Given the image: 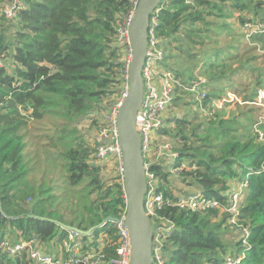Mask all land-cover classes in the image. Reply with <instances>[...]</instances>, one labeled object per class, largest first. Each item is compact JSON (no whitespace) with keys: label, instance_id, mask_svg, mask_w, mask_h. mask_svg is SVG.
Listing matches in <instances>:
<instances>
[{"label":"trees","instance_id":"16d2710c","mask_svg":"<svg viewBox=\"0 0 264 264\" xmlns=\"http://www.w3.org/2000/svg\"><path fill=\"white\" fill-rule=\"evenodd\" d=\"M23 2L15 18L0 15V239L37 236L46 245L67 237L64 226L96 227L90 239L81 236V251L101 250L113 259L117 222L100 224L109 216L121 220L127 197L119 178L107 176L95 157L96 134L84 130L88 122L97 126L120 98L116 35L132 0ZM153 16L163 68L176 79L170 108L186 110L159 130L172 143L180 171L149 166L164 199L151 216L159 264H224L228 257L264 264V122L255 109L228 119L204 115L228 93L246 104L264 89V0H161ZM199 58L204 82L194 74ZM243 180L248 186L231 223L223 207L232 185ZM179 186L193 189L184 197L202 191L222 208H180L172 202ZM164 218L174 228L158 236ZM232 228L240 239L230 243L225 235ZM153 256L157 264L154 249ZM0 264L34 263L26 252H0Z\"/></svg>","mask_w":264,"mask_h":264},{"label":"built area","instance_id":"2783aa9c","mask_svg":"<svg viewBox=\"0 0 264 264\" xmlns=\"http://www.w3.org/2000/svg\"><path fill=\"white\" fill-rule=\"evenodd\" d=\"M138 1L139 0H132L131 9L121 17L116 35V43L122 53L123 62L122 74L124 84L120 98L110 105L104 117L105 119L99 121L96 126V138L98 144L96 146L95 157L103 163H113L115 175L122 182L123 187L125 184V169L123 165L124 153L119 138L117 116L129 89V67L133 57L130 25ZM23 7V0H11L4 3H1L0 0V15L13 19ZM156 25L157 20L156 17L153 16L151 18V26L149 30L148 50L142 71L144 79L143 102L136 117V127L141 135V148L147 170L148 192L146 195L145 207L150 217L156 214L155 206L160 207L164 204V199L162 195H157L155 192L157 179L154 173L149 171V166L153 163L162 164L169 167L173 174H177L181 169L175 167L177 154L174 151L172 143L167 141L165 143L155 142V146H152L151 132L154 130L159 132V130L165 126V112L172 105L177 96L176 79L172 72L163 68L162 62L165 59V54L163 49L159 47L160 41L157 38L155 30ZM257 97H264V89L259 90ZM212 107H219V104H215L214 102ZM212 107L208 110H204L206 115H210L209 111L212 110ZM159 136L166 140L165 135L160 133ZM239 184L242 198L244 189L248 186V182L243 180ZM234 192L233 189L230 190L228 194L229 203L226 207H223V211L228 212L229 221L231 223L237 222V217L240 213V205L243 201L241 199L239 202V194ZM172 202L180 208L200 212L210 208H222L220 200L212 198L202 191H198L194 195L188 197H179ZM124 215L122 219L116 223V227L120 231V245L117 248V256L110 260L105 259V254L101 250L81 251V234L73 230H69L67 237L61 240L63 254L61 256L56 255L51 250L45 248L37 236L28 240L20 239L18 241H14L8 237L0 239V252L7 253L11 256L26 252L28 258L31 259L34 264H129L131 243L128 230L123 225ZM163 220L165 221V224H161L162 227L159 229L158 236H161L163 232L164 234L169 233L174 228L173 222L165 218ZM245 232H248V230L245 229ZM154 250L157 264H159L161 259L158 247L154 248ZM238 261H240V259L236 261L233 257H228L224 264H236Z\"/></svg>","mask_w":264,"mask_h":264},{"label":"water","instance_id":"95a60500","mask_svg":"<svg viewBox=\"0 0 264 264\" xmlns=\"http://www.w3.org/2000/svg\"><path fill=\"white\" fill-rule=\"evenodd\" d=\"M160 3L161 0L138 1L130 25L133 57L129 67V89L117 116L119 138L124 153V187L127 197V209L123 225L128 230L131 243L129 264H154V225L145 207L148 180L145 158L141 148L142 139L136 127V117L144 96L142 71L148 50L151 18ZM119 221L118 218L109 216L104 219L100 226ZM64 227L85 236L90 235L96 228L92 227L86 231L73 226Z\"/></svg>","mask_w":264,"mask_h":264},{"label":"rangeland","instance_id":"374dc122","mask_svg":"<svg viewBox=\"0 0 264 264\" xmlns=\"http://www.w3.org/2000/svg\"><path fill=\"white\" fill-rule=\"evenodd\" d=\"M263 23H259L255 26H253V28H248L246 31H249V29H251L252 31H256L259 27L262 26ZM264 53V52H262ZM207 56V55H206ZM201 58L199 59H196L194 62L196 66V68L194 69V74L196 76V79H199L201 78L204 81H207V77H203V76H200L202 74V72L204 71V66L202 64V61H200ZM215 104H219V107H212V110L209 111V114L210 115H215L216 113H218L221 117L225 118V119H228V118H231V117H234V116H237V115H241L242 112H246V111H249V110H252V109H255L254 111V116L257 118L259 115H264V97L263 98H256L255 102H251V103H246L242 100L241 97L239 96H236L235 94L233 93H228L226 95V97L224 98H221V99H218L215 101ZM246 106V107H245ZM262 107V109L260 108ZM196 105H193L191 107V109L189 108V110L191 111H194L196 109ZM186 110L185 109H171L170 107L168 108V110H166L165 112V117L168 118L170 115H174V114H184ZM107 113V112H106ZM105 114H102V116L100 117V120L99 121H102L104 120L105 118ZM194 113V112H193ZM204 113V112H203ZM204 115H206V113H204ZM259 116V119H258V123H262L264 122V116H262L260 118ZM85 132H88L91 133V135H95L96 134V126L94 128H91V126L89 125V122L86 123L85 125ZM159 132L157 131H152L151 132V140H152V143H153V147L155 146V142H162V143H165L166 141L171 143L170 140L168 138H166V140H164L163 138H161L159 136ZM38 155H41L40 152H38ZM42 162V161H41ZM44 162V161H43ZM106 164V167H107V176H110L112 177L113 175H115V171L113 169V163L111 162H106L104 163ZM42 166V165H41ZM239 183H235L232 185V189L235 191L234 193H238L239 194V202L241 201V199L243 200V196L241 198V192L239 190ZM193 190L192 188H187L185 186H179L178 188V191L181 192L179 195V197H184L182 194L186 193V192H189ZM177 191V190H175ZM178 193V192H177ZM233 221V219H232ZM82 236V235H81ZM226 237V241L230 242V243H233V241H238L240 239V235H239V232L238 231H235V229H231L229 232L226 233L225 235ZM88 238L90 239L91 236L89 235ZM43 246L47 249L51 248V246L49 245V248L47 245L43 244Z\"/></svg>","mask_w":264,"mask_h":264},{"label":"crops","instance_id":"0c3cea01","mask_svg":"<svg viewBox=\"0 0 264 264\" xmlns=\"http://www.w3.org/2000/svg\"><path fill=\"white\" fill-rule=\"evenodd\" d=\"M46 245L48 246V248H49V245L51 246L49 250H51L54 254L59 255V256L63 255L62 249H61V241L54 240V241H51L50 244H46Z\"/></svg>","mask_w":264,"mask_h":264}]
</instances>
